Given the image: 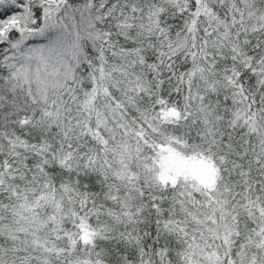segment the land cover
<instances>
[{
    "label": "snow or ice",
    "instance_id": "6c2138e0",
    "mask_svg": "<svg viewBox=\"0 0 264 264\" xmlns=\"http://www.w3.org/2000/svg\"><path fill=\"white\" fill-rule=\"evenodd\" d=\"M0 264H264V0H0Z\"/></svg>",
    "mask_w": 264,
    "mask_h": 264
}]
</instances>
